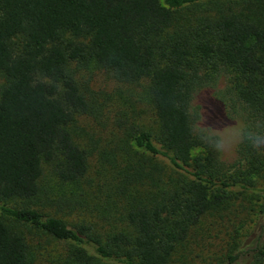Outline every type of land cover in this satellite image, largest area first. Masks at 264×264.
Returning <instances> with one entry per match:
<instances>
[{
  "label": "trees",
  "instance_id": "obj_1",
  "mask_svg": "<svg viewBox=\"0 0 264 264\" xmlns=\"http://www.w3.org/2000/svg\"><path fill=\"white\" fill-rule=\"evenodd\" d=\"M91 66L138 90L149 124L82 85ZM237 121L264 122V0H0V264H35L22 225L70 264H177L233 190L258 222L219 261L264 264V154L199 140Z\"/></svg>",
  "mask_w": 264,
  "mask_h": 264
},
{
  "label": "rangeland",
  "instance_id": "obj_2",
  "mask_svg": "<svg viewBox=\"0 0 264 264\" xmlns=\"http://www.w3.org/2000/svg\"><path fill=\"white\" fill-rule=\"evenodd\" d=\"M78 79L82 85L90 87L95 96L99 98V101H113L115 105L120 103L123 108L131 105L129 111L135 109L137 113L142 112V114L138 113V116L141 117L140 121L149 124L151 113L146 110L148 109L147 105L144 100H141L138 90L121 86L110 73L98 70L93 66L80 71ZM206 97V95H202L199 102L205 101ZM117 108L119 107L117 106ZM210 115L209 111L205 112L203 120L205 126H210L212 123L213 117H210ZM136 119L139 120V118ZM84 124L92 130L99 129V127H96L93 118L84 120L81 125L84 126ZM101 149H103V146L91 158V177L93 178L96 176L95 171L100 165L98 159ZM233 193H236V196L231 199L227 209L221 213L224 215L223 221L219 217H211L206 223L207 225L212 223L215 226L209 231L207 238L201 242H192L182 248L176 259L177 264H223L220 261L229 249L228 241L230 238L243 235L255 227L260 209L257 197L251 192L242 194L237 190H233ZM11 204L14 205V203ZM57 210V203L55 202L48 204L45 211L55 215L58 214ZM58 216L62 217L61 214H58ZM62 218L71 223L75 221L73 217L63 216ZM9 223H12V221H9ZM20 230L27 238L35 264H70L66 259V251L68 250L66 243L54 239L31 225H22Z\"/></svg>",
  "mask_w": 264,
  "mask_h": 264
},
{
  "label": "clouds",
  "instance_id": "obj_3",
  "mask_svg": "<svg viewBox=\"0 0 264 264\" xmlns=\"http://www.w3.org/2000/svg\"><path fill=\"white\" fill-rule=\"evenodd\" d=\"M222 133L216 135L215 133ZM198 139V138H197ZM208 149L216 153L218 158L230 157L239 152L264 154V122L228 123L218 130H213L209 141L199 139Z\"/></svg>",
  "mask_w": 264,
  "mask_h": 264
}]
</instances>
